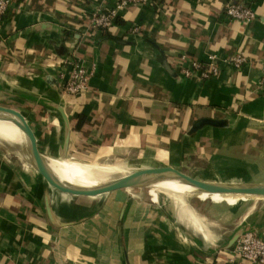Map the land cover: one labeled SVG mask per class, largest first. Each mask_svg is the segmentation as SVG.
I'll list each match as a JSON object with an SVG mask.
<instances>
[{"label":"crops","instance_id":"obj_1","mask_svg":"<svg viewBox=\"0 0 264 264\" xmlns=\"http://www.w3.org/2000/svg\"><path fill=\"white\" fill-rule=\"evenodd\" d=\"M118 1L11 0L0 21V104L31 119L33 144L46 158L65 153L95 167L93 158H119L185 168L211 179L264 183V177L211 164L198 167L188 159L208 146L215 153L210 141L218 133L229 149L264 141V90L256 88L264 69V0H238L256 14L249 23L225 16L228 0H151L128 6L111 28L95 31L89 41L80 38L84 14ZM211 53L219 58L217 77L178 74ZM235 53L247 58L240 69L227 63ZM70 55L91 70L89 91L82 96L61 93L58 73ZM55 104L67 111L74 130L66 145ZM204 117L230 118L234 124L188 136L190 125ZM0 124V137L18 146V151L0 146V264H227L226 251L219 249L238 226L246 224L264 237V200L254 199L258 204L240 217L216 204L231 205L234 197L199 193L196 206L176 185L168 187L177 194L165 192L179 196L177 201L141 190L130 197L71 199L34 170L23 151L24 135L10 123ZM46 197L63 225L48 219ZM206 199L220 212H205L200 201Z\"/></svg>","mask_w":264,"mask_h":264},{"label":"water","instance_id":"obj_2","mask_svg":"<svg viewBox=\"0 0 264 264\" xmlns=\"http://www.w3.org/2000/svg\"><path fill=\"white\" fill-rule=\"evenodd\" d=\"M74 37L77 39L79 35L75 34ZM162 65L169 74H173L165 61ZM53 110L56 116L62 122L64 139L68 141L69 137L73 134L74 131L70 125L69 115L64 107L60 104H55L53 106ZM0 122L12 124L26 138L33 140V122L23 112L12 107L0 105ZM233 124L234 122L230 118L216 119L204 117L194 121L188 128L186 134L188 136H194L197 132L203 130L206 127L223 129L230 128ZM79 125L80 123L78 121L77 126ZM78 128L79 127H75V130H78ZM32 143L33 142L28 144L27 149L31 165L34 170L41 176V178L44 180V182H46L48 186H50L60 194L68 196L71 199L89 200L100 197L107 198L108 196L116 193L127 194L130 197L132 191L135 190H141L149 196H154V194H157L156 192L159 190L152 186L161 182H175L180 185L189 187L192 191L205 193L208 195H234L264 199V183L248 182L239 179L223 180L211 179L206 176L200 177L198 175H195L194 172L185 168H177L166 165H157L146 169L134 170L132 171L134 173L132 176L134 179L131 182L127 181L131 176L129 173H125L121 178L110 174L108 176L104 175L105 177H101L103 179L97 181L94 186L77 187L59 180L48 168V164L46 163L44 156ZM56 159H66V156L63 153H59ZM91 161L96 162V164H102L98 159L93 158ZM94 171L99 173L98 170L94 169ZM146 187H150L151 190H144V188ZM45 207L46 214L50 222L56 225H63V223L58 222L54 217L48 204L47 197L45 198ZM247 230L248 228L246 224H241L240 226H238L233 232L228 244L223 246L219 250L222 251L231 247V245L238 239V237Z\"/></svg>","mask_w":264,"mask_h":264},{"label":"built area","instance_id":"obj_3","mask_svg":"<svg viewBox=\"0 0 264 264\" xmlns=\"http://www.w3.org/2000/svg\"><path fill=\"white\" fill-rule=\"evenodd\" d=\"M151 0H119L112 8L105 11H94L83 15L82 24L78 28L80 38L89 41L95 31L107 30L114 24L118 15L130 5H146ZM11 0H0V21L7 13ZM227 18L249 23L256 18L255 12L246 4L238 0H228L223 6ZM137 32L132 28V33ZM185 57L181 58L184 61ZM227 63L240 69L247 63V58L242 53H235L230 56ZM178 74L184 78H196L206 80L219 75V58L215 54H208L206 60L190 61L187 67H181ZM91 70L82 65L72 55L65 58L63 67L58 73L61 82V93L64 96H82L89 91V79ZM258 91L264 90V69L256 86ZM226 251L227 264H238L248 262L249 264H264V237L254 231L243 232L238 239Z\"/></svg>","mask_w":264,"mask_h":264},{"label":"rangeland","instance_id":"obj_4","mask_svg":"<svg viewBox=\"0 0 264 264\" xmlns=\"http://www.w3.org/2000/svg\"><path fill=\"white\" fill-rule=\"evenodd\" d=\"M0 105H5L7 107H10L8 104H0ZM2 129H3V125L0 124V131ZM5 129H7V128H5ZM16 135H14V136L17 137ZM210 145L212 147L214 145H216V148L218 150L215 153H212L211 147L208 146L202 154H199L196 156H194V154H192V156H189L188 157L189 161L193 162L198 167H202V165H205V164H208V165L211 164V165H215V166L225 167L226 169L233 171V172H236V173H246L247 175L252 176V177H256V176L264 177V141H261L259 145L255 144L253 146H250L247 144H243L238 149L237 148L229 149L230 146H227L226 137H224V136H222V134L218 133L217 138L214 137L211 139ZM0 146L1 147L5 146L7 148L9 147L11 150H15V148H16V150L18 151V146H16V145L14 146V145L10 144L9 142H7L6 140H3L1 138H0ZM250 147L256 149V151L251 149ZM259 150L262 151V153L259 154ZM23 151H24V153L26 152V155L28 156V160L31 163L27 147L24 148ZM44 158L47 159V158H52V157L49 156L46 158L44 156ZM84 158L90 159L89 157H84ZM84 163H87V161H84ZM101 163L105 164V165L97 164L96 166L105 167L106 164H108L107 166H109L113 163H115V164H113L114 166L119 165V164H125L124 166H125L126 170L124 171V173L132 172V171L138 170V169H146V168L154 167V166H145V164H141V163L136 162V161H126V160H122L119 158L113 159V160L102 161ZM113 165H111V166H113ZM79 177L77 176V180L85 179L84 175H79ZM95 177H96V175H95ZM144 190H151V188L146 187V188H144ZM156 193L159 194L157 196V198H158V200H161V201L162 200L172 201V199L176 200V201L179 200V199H177V197L179 198V196L173 197V196H171V194H167L163 190H159ZM169 193H171V192H169ZM198 194H199L198 192L191 190V192H187L183 196L185 197V199L188 200V202H190V204L197 206L198 204H196L195 202H199L197 199ZM154 196H155V194H154ZM183 196H180V198H182ZM221 196H223V197H225V196L234 197L235 201L233 204L229 205V204H227V202H225L223 200H219V201H216V204H219L220 208L228 207L229 209L231 208V209L236 210V212H241V213H238V215H237V216L240 215V217L242 216L243 212L248 211L249 208H252V207L256 206V204H258V202L255 203V201H254V199H257V198H251V197H246V196H234V195L233 196L232 195H221ZM157 198H155V200ZM258 200H264V199H258ZM200 202L204 203L203 209L205 212H211V213L214 212V214H216L219 211L217 209L210 207V205L212 204L211 202H213L210 199H206V200L200 201Z\"/></svg>","mask_w":264,"mask_h":264},{"label":"bare ground","instance_id":"obj_5","mask_svg":"<svg viewBox=\"0 0 264 264\" xmlns=\"http://www.w3.org/2000/svg\"><path fill=\"white\" fill-rule=\"evenodd\" d=\"M1 139L6 140L4 138H1ZM6 141L7 142H12V141H9V140H6ZM24 141H25V143H21V144L23 146H25V147H27L29 143L33 142V140H30L29 138H26L25 136H24ZM63 141H64L65 145L68 143V141H66V140H63ZM40 153H42V152H40ZM45 161L48 164V168L53 172V174L59 180H61L62 182L71 184L73 186H77V187H91V186H94L97 181L103 179L101 177H105V176H108L110 174L121 178L125 174L124 171L126 170L125 166H124L125 164L115 165V166H113L111 168H100V167L92 166V165H90L88 163L75 161V160H72L71 158H67V157H66V159L47 158V159H45ZM94 169L98 170L99 173L95 172ZM128 173L131 176H130V179H128L127 181L131 182L134 179L132 177L134 173L133 172H128ZM79 175H84L85 179L80 180L79 179L80 178ZM95 175H96V177H94L93 181L90 182V178L95 176ZM128 175H126V176H128ZM77 176L79 177L78 178L79 180H77ZM168 185L181 186L184 189H186L188 192H191V189L189 187L184 186V185H180V184L175 183V182L174 183H172V182H161V183H158V184H156V185H154L152 187H154V188H156L158 190H163L164 192L166 190H168L171 193L177 194V193H175V191L170 190V189H173V188H171V186L168 187ZM155 197H156V194H155Z\"/></svg>","mask_w":264,"mask_h":264},{"label":"trees","instance_id":"obj_6","mask_svg":"<svg viewBox=\"0 0 264 264\" xmlns=\"http://www.w3.org/2000/svg\"><path fill=\"white\" fill-rule=\"evenodd\" d=\"M116 20V19H115Z\"/></svg>","mask_w":264,"mask_h":264}]
</instances>
